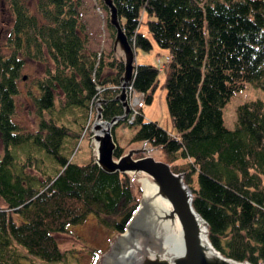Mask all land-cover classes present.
I'll return each instance as SVG.
<instances>
[{
  "label": "trees",
  "instance_id": "1",
  "mask_svg": "<svg viewBox=\"0 0 264 264\" xmlns=\"http://www.w3.org/2000/svg\"><path fill=\"white\" fill-rule=\"evenodd\" d=\"M113 3L133 51L148 50L153 40L169 57L163 87L176 133L144 121L139 105L128 114L135 112L130 126H137L131 141L159 148L171 168L183 173L192 207L216 250L235 261L264 264V100L240 105L233 130L222 116L245 81L264 90V0ZM8 5L14 50L0 55V264L64 260L57 235L67 226L92 214L119 234L139 205L142 191L129 174L107 173L92 158L76 164L69 156L96 97L105 101L103 120L123 114L114 97L124 66L113 49L99 57L89 50L81 0H9ZM107 27L113 36L109 22ZM26 59L43 65L33 98L38 116L33 131L13 120ZM158 71L135 65L130 87L145 103L153 99ZM128 117L118 123L128 125ZM123 153L117 142L114 157ZM178 159L186 161L184 167L177 168Z\"/></svg>",
  "mask_w": 264,
  "mask_h": 264
},
{
  "label": "rangeland",
  "instance_id": "2",
  "mask_svg": "<svg viewBox=\"0 0 264 264\" xmlns=\"http://www.w3.org/2000/svg\"><path fill=\"white\" fill-rule=\"evenodd\" d=\"M8 1L0 0V55L3 56L10 55L14 50L12 44L13 14L8 15V10L10 11ZM80 10L85 32L88 36L87 46L89 50L96 53H101L102 51L108 53L113 49L114 41V35L112 36L111 31L107 27V22H109V18L107 19L108 11L101 7L98 0H81ZM141 31L146 33V26H142ZM115 51L120 60L124 59V53H121V57L119 56V48L116 49L115 47ZM167 57L168 51L159 47L153 40L152 46L148 50H143L139 46L134 49L135 65H153L159 69L152 101L150 103L143 101L140 103L143 119L144 121L156 122L167 132L175 134L176 130L171 124L165 100L166 91L163 87L165 71L159 68L161 64L167 67ZM41 64L35 60H25L18 81V92L14 97L15 113L13 120L26 130L32 129L33 131L36 128L38 116L33 98L39 95L36 81L43 76V65ZM23 77L25 78L23 79ZM131 100L133 99L131 98ZM255 100H264V90L252 82L245 81L243 87L234 92L223 106L222 116L225 127L233 130L237 108L242 104ZM134 104L136 105V103ZM56 105H59V98L56 99ZM96 107V102L93 101L89 115L91 124L95 119ZM136 129V125L130 126L124 122H120L111 128L117 142L123 147L124 153L131 148L143 146L149 149L148 154L155 160L168 162V159L165 158L159 148L145 142L131 141ZM81 134H83L82 137ZM90 134L91 132H87V130H82L79 133V139L69 155L74 163L85 164L92 158ZM177 162L179 164L177 168L184 167L186 164V161L182 159H178ZM131 181L135 189L141 188L139 177H132ZM193 185H195V181H193ZM119 234L113 233L105 226L103 227L94 215L90 214L79 224L67 226V231L57 235L60 250L66 252L64 260H34V263L31 264H99L103 255L110 250L111 243L115 241Z\"/></svg>",
  "mask_w": 264,
  "mask_h": 264
},
{
  "label": "water",
  "instance_id": "3",
  "mask_svg": "<svg viewBox=\"0 0 264 264\" xmlns=\"http://www.w3.org/2000/svg\"><path fill=\"white\" fill-rule=\"evenodd\" d=\"M101 1L108 10L109 24L115 30L114 49L119 43L124 52V72L121 77L123 84L114 99L121 101L126 110L123 116L107 121L101 120V107L96 109L90 128L93 161L107 173H127L131 178L147 177L155 187V194L165 203V212L159 221H168L170 224L168 232H157L142 239L128 256L110 264H251L225 257L211 245L205 221L192 207V190L184 181L182 172L174 171L166 161L155 160L148 154L149 149L143 146L131 148L121 156L114 157L117 142L113 138L111 126L117 119H122L130 108L125 88L133 77L134 51L121 27L113 0ZM100 102L105 101L101 99ZM102 125L105 126L104 129H101ZM101 130L103 135L98 133ZM103 145L107 147V151L103 149ZM139 154L142 155L137 156ZM128 225L129 222L126 227Z\"/></svg>",
  "mask_w": 264,
  "mask_h": 264
},
{
  "label": "bare ground",
  "instance_id": "4",
  "mask_svg": "<svg viewBox=\"0 0 264 264\" xmlns=\"http://www.w3.org/2000/svg\"><path fill=\"white\" fill-rule=\"evenodd\" d=\"M117 48L120 49L119 56L121 57L124 52L122 51L123 49H121L119 43H117L116 45V49ZM123 61L124 59L121 60L122 63ZM123 66H124V63H123ZM131 83H132V80L130 83L126 85V88H125L126 97L128 94V89L129 91L131 90V87H130ZM122 84H123V81H121L120 79V82H119L120 89H121ZM101 99H102L101 97L95 98L94 101L96 102V106H97L96 109H99V107H102V104L104 102H100ZM118 102L121 103L125 111V107L123 103L119 100ZM104 128L105 126L102 125L101 129H104ZM98 133L99 135H103L102 130L99 131ZM104 143H106L109 146L108 142L105 141ZM103 149L107 151L106 150L107 147L104 145H103ZM139 181H140L142 192H141V196L139 199L138 210L132 215L131 220L129 221V225L124 229L122 233L119 234V237H117V239L111 243L110 250L106 254L103 255L99 264H110V263H113L114 261L120 260L128 256L131 250L133 249V247L135 245H138L142 239L148 238L152 234L154 233L156 234L157 232H161V234H163V232H168V230H170L169 228L170 224L168 221H159L161 220L160 218H162L165 212L164 201L155 194V187L147 179V177L145 176L139 177ZM155 222L156 224H153Z\"/></svg>",
  "mask_w": 264,
  "mask_h": 264
},
{
  "label": "flooded vegetation",
  "instance_id": "5",
  "mask_svg": "<svg viewBox=\"0 0 264 264\" xmlns=\"http://www.w3.org/2000/svg\"><path fill=\"white\" fill-rule=\"evenodd\" d=\"M8 15H11V12L8 10Z\"/></svg>",
  "mask_w": 264,
  "mask_h": 264
},
{
  "label": "crops",
  "instance_id": "6",
  "mask_svg": "<svg viewBox=\"0 0 264 264\" xmlns=\"http://www.w3.org/2000/svg\"><path fill=\"white\" fill-rule=\"evenodd\" d=\"M113 49H114V46H113Z\"/></svg>",
  "mask_w": 264,
  "mask_h": 264
},
{
  "label": "built area",
  "instance_id": "7",
  "mask_svg": "<svg viewBox=\"0 0 264 264\" xmlns=\"http://www.w3.org/2000/svg\"><path fill=\"white\" fill-rule=\"evenodd\" d=\"M132 91V90H131Z\"/></svg>",
  "mask_w": 264,
  "mask_h": 264
}]
</instances>
